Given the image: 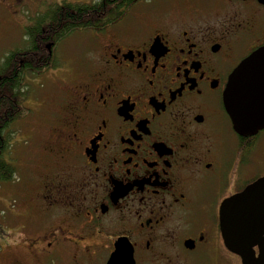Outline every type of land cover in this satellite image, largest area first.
Listing matches in <instances>:
<instances>
[{
	"label": "flooded vegetation",
	"instance_id": "af4514ba",
	"mask_svg": "<svg viewBox=\"0 0 264 264\" xmlns=\"http://www.w3.org/2000/svg\"><path fill=\"white\" fill-rule=\"evenodd\" d=\"M97 3L92 25L62 34L69 4ZM78 33L87 53L45 124V170L58 168L30 192L15 189L9 156L26 115L6 127L0 111V158L14 168L0 181L14 191L0 195V264H243L220 211L264 177V128L238 133L224 93L264 48V0H0V82L15 85L0 104L34 112L26 80L65 66L60 45ZM26 49L50 64L21 75Z\"/></svg>",
	"mask_w": 264,
	"mask_h": 264
},
{
	"label": "water",
	"instance_id": "95a60500",
	"mask_svg": "<svg viewBox=\"0 0 264 264\" xmlns=\"http://www.w3.org/2000/svg\"><path fill=\"white\" fill-rule=\"evenodd\" d=\"M224 102L238 133L251 135L264 128V48L232 72ZM220 216L227 247L243 264H264V177L228 198Z\"/></svg>",
	"mask_w": 264,
	"mask_h": 264
},
{
	"label": "rangeland",
	"instance_id": "374dc122",
	"mask_svg": "<svg viewBox=\"0 0 264 264\" xmlns=\"http://www.w3.org/2000/svg\"><path fill=\"white\" fill-rule=\"evenodd\" d=\"M10 33H12V30ZM12 36L19 41L23 36L22 31L16 28ZM83 37L84 36L79 33L74 34L61 43V49L59 50L61 51L65 66L42 76H36V78H31L29 75L30 78L28 77V79L30 80H26L29 82L32 81V83L29 84V91L27 90V92L29 97H31V99H29L33 102L34 112L30 111L18 122V124H16L20 131V143L16 142L12 147V151L9 153L10 157H16L18 176L22 177V179L18 181L19 185L15 187L16 190L22 188L30 192L41 177H44L47 172H52L56 170L55 168H58L55 163H52L48 171L46 172L45 170L48 157L43 152V146L47 142L50 133L49 128L45 127V124H47V121L52 115H55L53 110H57L55 106L57 108V100L61 98V96L59 97L61 81L69 77L71 71L74 69L73 66L80 67L84 61V58L77 56H84L87 53V45L84 41L78 42L82 40ZM31 104L32 103L29 105ZM42 174H44V176ZM15 180L17 182V179ZM13 193L14 191L9 189V191L2 194L0 193V195H3L2 199H5V203H7V198H4V196L9 197ZM0 204H2V202H0Z\"/></svg>",
	"mask_w": 264,
	"mask_h": 264
},
{
	"label": "trees",
	"instance_id": "16d2710c",
	"mask_svg": "<svg viewBox=\"0 0 264 264\" xmlns=\"http://www.w3.org/2000/svg\"><path fill=\"white\" fill-rule=\"evenodd\" d=\"M103 6L102 3H97V4H69L68 5V12H69V21H68V27L64 28V31L62 34H65V32H71L75 28L80 27V26H90L93 23V19L97 17L98 13H101L103 9H98L99 7ZM107 9L110 8V4H107ZM100 10V11H99ZM92 13V14H90ZM56 24L60 22L58 18L55 17ZM31 39L33 40L35 36L32 35ZM58 36L54 35V39L56 40ZM30 40V42L32 41ZM14 54H12L9 59L7 60L6 65L10 61ZM21 55L22 58L25 59L24 65L21 67V75H24V71L30 70V71H41L50 63H43L42 60L45 58H48V52L47 51H38V56L31 57L30 56V51L29 49L26 50H21ZM51 60V58H50ZM52 66L56 65V61L53 60ZM22 77V76H21ZM12 77L9 78H4L0 82V92L1 90H6L10 92H14V84H11L12 88H9V82L12 81ZM22 82V80H21ZM18 85V83H17ZM22 87V94H25V88L21 84ZM4 104H0V111L3 110L5 111V126L7 127L13 120L18 119V118H23L27 114V110L25 109L24 105L22 104L20 107V110L15 111V106L12 101V98L6 97ZM12 108V109H11ZM10 109V110H9ZM12 113V114H11ZM1 156V155H0ZM14 177V168L12 165L5 163L4 160L0 158V181H8L11 178Z\"/></svg>",
	"mask_w": 264,
	"mask_h": 264
}]
</instances>
